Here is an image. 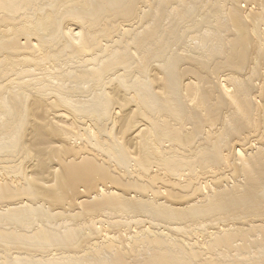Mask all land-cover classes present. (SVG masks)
<instances>
[{
	"label": "bare ground",
	"instance_id": "6f19581e",
	"mask_svg": "<svg viewBox=\"0 0 264 264\" xmlns=\"http://www.w3.org/2000/svg\"><path fill=\"white\" fill-rule=\"evenodd\" d=\"M0 264H264V0H0Z\"/></svg>",
	"mask_w": 264,
	"mask_h": 264
}]
</instances>
